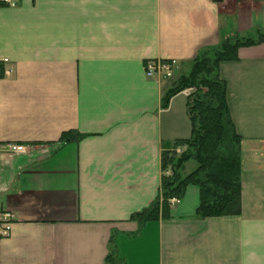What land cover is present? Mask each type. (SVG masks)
I'll list each match as a JSON object with an SVG mask.
<instances>
[{"label": "crops", "instance_id": "1", "mask_svg": "<svg viewBox=\"0 0 264 264\" xmlns=\"http://www.w3.org/2000/svg\"><path fill=\"white\" fill-rule=\"evenodd\" d=\"M261 34L258 0L0 5V148H27L0 150V212L14 216L0 264H109L111 239L126 264H264V41L219 66L243 139L241 215L194 219L191 186L169 218L131 219L161 194L163 153L191 137L187 97L163 104L180 73ZM158 60L179 63L174 79L146 77ZM69 131L85 137L65 145Z\"/></svg>", "mask_w": 264, "mask_h": 264}, {"label": "trees", "instance_id": "2", "mask_svg": "<svg viewBox=\"0 0 264 264\" xmlns=\"http://www.w3.org/2000/svg\"><path fill=\"white\" fill-rule=\"evenodd\" d=\"M263 41L262 34L256 39L235 37L206 50L192 62L190 74L177 81L164 98L163 104L166 106L171 97L187 88L195 89L187 100L192 133L190 138L176 143L175 150L182 149L180 154H175V150L163 153L161 194L147 209L131 218L140 228L161 216L169 218L172 210L170 201L174 198L183 199L191 186H197L200 190V205L194 219L241 215L243 139L231 115L227 85L219 75V66L223 62L237 61L242 47ZM84 137L77 131H69L61 136L60 142L65 145L76 144ZM190 158L195 159L199 167L183 177L182 164ZM106 260L109 264H126L114 239L109 242Z\"/></svg>", "mask_w": 264, "mask_h": 264}, {"label": "built area", "instance_id": "3", "mask_svg": "<svg viewBox=\"0 0 264 264\" xmlns=\"http://www.w3.org/2000/svg\"><path fill=\"white\" fill-rule=\"evenodd\" d=\"M264 1V0H260ZM1 3L5 6L14 8L17 7L19 0H1ZM177 63L176 62H149L146 65V75L148 78H172L174 75V71L176 70ZM194 91V88H190L187 90V95H191ZM4 152L9 154H15L20 155L26 153V148L20 145H14V144H7L3 148ZM173 204H179L180 200L173 199ZM13 217L9 214L5 215L3 217L2 223H6L9 220H11ZM7 230H3L2 233L6 234Z\"/></svg>", "mask_w": 264, "mask_h": 264}, {"label": "rangeland", "instance_id": "4", "mask_svg": "<svg viewBox=\"0 0 264 264\" xmlns=\"http://www.w3.org/2000/svg\"><path fill=\"white\" fill-rule=\"evenodd\" d=\"M191 66L192 65H190V67H188L189 71H187L188 68L183 69V71L180 73V75H179L180 77L177 79V81H181L182 78H184L185 76H188L190 74ZM182 75H185V76H182ZM198 167H199L198 162L195 159L190 158V159L183 162L182 167H181V175L183 177H187L188 175L193 173Z\"/></svg>", "mask_w": 264, "mask_h": 264}]
</instances>
